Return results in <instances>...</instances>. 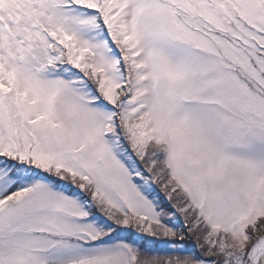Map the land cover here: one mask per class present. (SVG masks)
Listing matches in <instances>:
<instances>
[{"label": "snow or ice", "instance_id": "obj_1", "mask_svg": "<svg viewBox=\"0 0 264 264\" xmlns=\"http://www.w3.org/2000/svg\"><path fill=\"white\" fill-rule=\"evenodd\" d=\"M0 264H264V0H0Z\"/></svg>", "mask_w": 264, "mask_h": 264}]
</instances>
